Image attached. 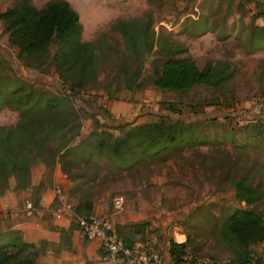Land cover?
I'll return each mask as SVG.
<instances>
[{"label": "rangeland", "instance_id": "374dc122", "mask_svg": "<svg viewBox=\"0 0 264 264\" xmlns=\"http://www.w3.org/2000/svg\"><path fill=\"white\" fill-rule=\"evenodd\" d=\"M30 1L38 7L46 0ZM10 2L0 0V10ZM68 2L78 13L81 39L104 45L103 49L96 48L100 64L95 79L70 98L78 117L76 133L68 144L76 143L93 129L95 120L102 123L100 127L117 134L131 125L153 120L157 114L192 121L193 140L153 157H143L128 169L115 168L103 157L93 159L86 174L70 166L74 172L66 176L57 161L60 171L47 186L53 194L57 187L65 200L66 211L60 208L58 213L69 216L74 208L83 212L84 203L89 202L90 211L106 215L120 234L127 233L131 223L146 220L149 231L141 238L155 234L162 244L169 237L173 241L183 237L184 251L189 255L232 259L230 235L224 231L228 212L250 208L264 221V197L245 202L234 195L236 179L259 189L264 187V42L257 41V37L264 36V0ZM146 9L151 12L154 34L165 36L174 47L185 46L199 67L204 68L216 59H225L235 67L222 90L205 85L186 92L155 87L154 69L163 57L156 51L146 54L138 78L130 89L124 88L125 78L119 71L121 38L109 25L115 18L138 22ZM200 19L202 33L198 32ZM174 55L182 56L183 52ZM0 82L20 86L22 92L30 84L40 90L65 94L51 67L43 70L26 66L14 56L1 21ZM16 95L8 93L6 100ZM208 100L211 103L201 104ZM167 103H173L178 112L167 110ZM17 118V110L6 104L0 107V124L14 123ZM51 146L55 148L56 142H51ZM38 163L30 166V179L38 173ZM12 181L9 177L8 188L0 196L12 193L22 206L24 198L33 201L34 193L31 198L21 194L19 189L12 188ZM115 195L123 199L120 207L113 205ZM54 206L58 205L42 215L51 229L56 226L50 220ZM8 210L0 203V230L2 219L6 218L3 213ZM252 245L249 252L264 254V241ZM90 261L93 263L95 259Z\"/></svg>", "mask_w": 264, "mask_h": 264}, {"label": "trees", "instance_id": "16d2710c", "mask_svg": "<svg viewBox=\"0 0 264 264\" xmlns=\"http://www.w3.org/2000/svg\"><path fill=\"white\" fill-rule=\"evenodd\" d=\"M150 13L146 9L138 22L131 18H115L109 25L121 38L119 71L125 78L124 88L130 89L138 78L146 54L156 51L163 57L154 69L152 82L155 87L186 92L197 85H205L222 90L231 80L235 67L225 59H216L204 68L199 67L185 46L174 47L165 40V36L154 34ZM0 21L14 56L26 66L43 70L51 67L65 92L52 93L30 84L22 92L20 86L0 82V107L6 104L18 114L14 123L0 124V195L8 188L9 177L13 180L14 190L26 188L30 182V166L36 162L51 170L58 161L66 176L74 172L70 171V166L78 171L82 169L80 172L86 174L89 172L86 167H92L93 159L103 157L115 168L128 169L143 157H153L167 148H176L193 140L192 121L173 120L165 114H157L155 119L131 125L117 134L100 127L102 123L95 120L93 129L76 143L68 144L76 133L78 117L70 98L95 79L100 64L96 48L103 49L104 45L81 39L78 13L68 0H46L38 7L30 0H11L0 10ZM198 28L199 33L204 31L201 19L198 20ZM257 41L263 43L264 36L257 37ZM178 51L183 55L175 56ZM8 93L17 95L7 101ZM206 103L211 101L201 104ZM165 107L170 112H178L173 103H167ZM53 141L56 142L55 148L51 146ZM234 195L245 202H252L264 197V187L259 189L236 179ZM32 203L37 205L35 201ZM83 206V212L75 208L74 212H90L89 202ZM147 224L146 220L134 222L127 233L116 232L126 245H130L149 231ZM74 226L71 221L66 230ZM63 230L61 228L60 232ZM224 231L230 235L231 260L235 264H243L252 254L248 251L250 246L264 240V221L255 210L234 208L224 218ZM48 243L51 244L44 239L37 244L26 241L17 228L2 229L0 264H33ZM166 243L171 259H177L185 252L183 242H175L169 237Z\"/></svg>", "mask_w": 264, "mask_h": 264}, {"label": "crops", "instance_id": "0c3cea01", "mask_svg": "<svg viewBox=\"0 0 264 264\" xmlns=\"http://www.w3.org/2000/svg\"><path fill=\"white\" fill-rule=\"evenodd\" d=\"M38 168L39 171L36 176L30 179V185L20 190L21 194L27 195L30 198V195L33 193L35 194L33 201H35L37 205L32 212L25 213L22 209L24 207L12 193H10V195L4 194L0 196V203L9 208L8 212L3 213L6 218L2 219V229L7 227L17 228L22 234V239L32 241L36 244L41 239L51 242V244L48 243L36 256L33 264H104L99 258V243L97 240L79 239L75 226L69 231L66 230L71 223L68 216L59 213L54 214L50 216V220L51 223L56 226L53 229L46 226L42 220V215L51 206L57 204L54 200V194L47 186V183L52 181L53 177L57 175L60 170L57 161H55L51 170L41 162L38 163ZM32 185L36 187L33 189L31 188ZM61 228L65 231L63 230V232H60ZM178 235L182 236L180 233H177V236ZM83 240L86 241L83 243L78 242ZM174 240L176 242H182L183 237H178ZM263 241L264 240L260 241V243H263ZM49 245L55 246L57 249H51ZM158 248L166 259H171L167 251L166 241L162 244L159 241ZM91 259H95V261L92 263L90 261Z\"/></svg>", "mask_w": 264, "mask_h": 264}, {"label": "built area", "instance_id": "2783aa9c", "mask_svg": "<svg viewBox=\"0 0 264 264\" xmlns=\"http://www.w3.org/2000/svg\"><path fill=\"white\" fill-rule=\"evenodd\" d=\"M54 200L58 206L50 210L52 214H57L60 208L66 211L67 205L63 204L65 200L57 187ZM23 201L25 213H30L35 209L29 198H24ZM112 201L115 207H120L123 199L121 195H115ZM68 217L70 221H73L79 239L98 241L99 258L104 264H235L231 259H212L208 256H194L185 252L177 259L169 260L161 254L158 248L159 240L155 234H149L145 238L137 239L132 244L126 245L106 215L91 211L80 214L69 211ZM243 264H264V254H250Z\"/></svg>", "mask_w": 264, "mask_h": 264}]
</instances>
